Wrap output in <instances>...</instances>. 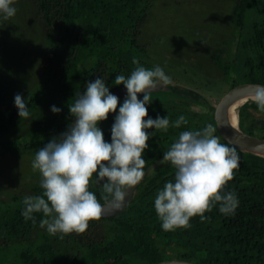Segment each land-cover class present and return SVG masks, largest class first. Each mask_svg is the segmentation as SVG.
Wrapping results in <instances>:
<instances>
[{"label":"trees","instance_id":"1","mask_svg":"<svg viewBox=\"0 0 264 264\" xmlns=\"http://www.w3.org/2000/svg\"><path fill=\"white\" fill-rule=\"evenodd\" d=\"M153 1L13 0L25 7L28 20L39 28L44 53L29 93L17 90L27 82L20 81L25 75L19 66L6 63L0 67V264H157L172 259L196 264H264V158L238 150L240 166L226 186L239 199L234 215L226 216L216 206L204 213L209 219L203 222L199 216L191 218L188 228L164 231L161 227L154 200L166 182L174 181L175 171L170 163L160 162L163 153L181 131L215 125L214 106L196 93H189L193 99L171 91L151 93L152 97L172 94L174 98L152 100L146 105L148 117L167 116L174 122L183 115L188 124L179 129L170 126L167 132L146 129L155 132L142 155L144 171L151 169L121 213L90 221L84 233L65 234L62 239L40 226L45 218L42 213L33 214L35 224L21 215L23 198L42 194L41 175L38 171L30 183L20 182L3 163L9 158L32 163L41 147L66 131L75 119L69 103L89 81L103 78L112 93L124 87L115 85V77L130 75L136 67L134 57L151 69L149 45L142 34ZM233 1V47L226 57L225 48L220 47L212 58L221 73L220 82L228 85L226 92L242 84L264 86V0ZM16 94L28 106L27 119L18 115ZM120 105L98 125L106 142H111ZM52 106L61 111L53 113ZM237 116L241 131L264 139V113L252 100L237 108ZM221 142L226 143L222 138ZM89 190L101 199L95 174Z\"/></svg>","mask_w":264,"mask_h":264},{"label":"clouds","instance_id":"2","mask_svg":"<svg viewBox=\"0 0 264 264\" xmlns=\"http://www.w3.org/2000/svg\"><path fill=\"white\" fill-rule=\"evenodd\" d=\"M13 0H0V19L15 16ZM136 67L130 75H116L115 85L127 91L111 128V142H106L98 126L116 113L119 97L112 94L105 80L96 77L83 92L75 94L69 111L74 117L66 131L53 137L35 154L34 171L41 175L42 194L23 198L24 219L36 223L34 213L45 217L40 226L50 235L84 233L90 221L99 220L106 210L119 211L125 205L129 192L145 176L146 161L142 158L148 141L155 132H167L169 127L179 129L188 120L181 115L174 122L167 116L148 117L151 93L159 86L172 83L159 66L148 69L134 57ZM143 99H138V94ZM260 112L264 113V86H256L251 96ZM20 118L30 116L28 106L20 94L14 97ZM53 113L60 108L52 106ZM148 117L147 119H145ZM217 126L209 123L200 130L181 131L178 138L163 153L161 163L174 168V181L166 182L158 191L154 208L164 231L190 227V219L218 206L224 215H234L239 199L234 190H226L240 166V155L231 142L222 143L215 135ZM95 174V184L101 189V199L89 190Z\"/></svg>","mask_w":264,"mask_h":264},{"label":"rangeland","instance_id":"3","mask_svg":"<svg viewBox=\"0 0 264 264\" xmlns=\"http://www.w3.org/2000/svg\"><path fill=\"white\" fill-rule=\"evenodd\" d=\"M233 5V0H154L142 34L149 45L147 60L151 69L159 65L171 78L174 89L196 93L215 106L228 92V85L220 82L221 73L212 58L220 47L225 48H221L225 57L233 47ZM12 6L17 9L15 16L0 19V67L6 63L19 66L25 75L20 81L27 82L17 90L29 93L39 76L37 66L44 46L39 28L28 20L25 7L16 3ZM173 98L172 94L151 96L159 101ZM3 164L17 181L30 183L31 176H39L31 160L9 158Z\"/></svg>","mask_w":264,"mask_h":264},{"label":"water","instance_id":"4","mask_svg":"<svg viewBox=\"0 0 264 264\" xmlns=\"http://www.w3.org/2000/svg\"><path fill=\"white\" fill-rule=\"evenodd\" d=\"M256 86H258V84H242L230 89L214 106L213 120L215 126H217L218 134L226 143L231 142L235 147H237V150L239 151L264 158V139L253 137L241 131L238 127V124L233 125L230 116L231 109L235 105H238L239 103L242 104L248 100H252L251 96ZM259 86H263V85H259ZM161 91H171L172 94L175 96L181 98L193 99V96H191L189 93L180 91L178 89H174L173 86L170 84H168L167 86H159L158 88L153 90L152 93L161 92ZM112 94L119 97L118 105H120L123 103L124 98L127 95V91L123 87L112 92ZM139 96H143V94L140 93L138 94V97ZM72 123H74V121ZM150 169L151 167L145 171V174L148 171H150ZM136 187L137 186H135L129 192L125 205L122 209L116 212L106 210V213L103 216L109 217L121 213L131 201L133 195L135 194ZM157 264H196V263H192L184 260L172 259Z\"/></svg>","mask_w":264,"mask_h":264},{"label":"bare ground","instance_id":"5","mask_svg":"<svg viewBox=\"0 0 264 264\" xmlns=\"http://www.w3.org/2000/svg\"><path fill=\"white\" fill-rule=\"evenodd\" d=\"M241 103H239L238 105H235L230 112V116H231V122L233 123V125L238 124V117L237 116V108L240 106ZM247 105V104H246ZM239 114V113H238Z\"/></svg>","mask_w":264,"mask_h":264}]
</instances>
